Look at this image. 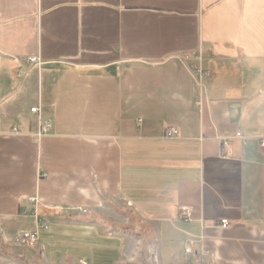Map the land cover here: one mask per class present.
<instances>
[{"label": "crops", "instance_id": "obj_1", "mask_svg": "<svg viewBox=\"0 0 264 264\" xmlns=\"http://www.w3.org/2000/svg\"><path fill=\"white\" fill-rule=\"evenodd\" d=\"M261 138L264 0H0L4 236L34 212L112 205L160 255L178 238L214 264H264Z\"/></svg>", "mask_w": 264, "mask_h": 264}, {"label": "rangeland", "instance_id": "obj_2", "mask_svg": "<svg viewBox=\"0 0 264 264\" xmlns=\"http://www.w3.org/2000/svg\"><path fill=\"white\" fill-rule=\"evenodd\" d=\"M194 59L201 64L202 53ZM35 139L39 138L35 135ZM107 209L105 215L91 211L86 215L76 214L69 219L57 212L52 214L56 218L50 222L49 219H38V222L35 212L31 213L34 223L26 220L22 225L9 229L6 236L0 232V247L7 248L3 250L8 253H0V264H214L210 258L203 257L200 249L195 246L192 247L193 254L178 255L183 247L178 238L172 244H163L165 252L160 255V244L150 227H144L135 214L128 215L127 208L120 209L110 205ZM95 215H101L107 224L101 225L88 219ZM84 227H87V232ZM35 230L37 240L34 246L19 243L21 233ZM84 237H89L90 241L86 244L84 242L81 247L80 239ZM100 240H103L102 245L96 244ZM115 240L118 245L113 244ZM167 246L177 251L172 255L175 258L166 254ZM118 248L120 253L117 254Z\"/></svg>", "mask_w": 264, "mask_h": 264}, {"label": "built area", "instance_id": "obj_3", "mask_svg": "<svg viewBox=\"0 0 264 264\" xmlns=\"http://www.w3.org/2000/svg\"><path fill=\"white\" fill-rule=\"evenodd\" d=\"M26 63H30V64L33 63V64L37 65V64H39V59L35 56H31V57L27 58ZM191 71H192L193 77L196 79V81H199V83H201V80L203 78L208 77L210 75V73L206 69H203L199 65L191 68ZM24 72H25V70H24L23 66H21L18 69V74H23ZM30 111L32 113L37 114L38 129H37L35 135H36V137L40 138L44 133L47 132L50 122L42 120L39 106L31 107ZM176 133H177V130L174 127H171L168 129V131L166 133V137H172V136L176 135ZM235 135L239 136V133H236ZM225 147H226V142H223V148H225ZM259 147L264 149V138H261L259 140ZM31 201H32V199H31ZM77 210L81 214H87L88 213V210L86 208L80 207ZM182 215L187 218L189 215L188 209H183ZM35 218L37 221H38V219L40 220L39 215L36 212H35ZM227 225H228L227 219H222L220 221L221 227H226ZM36 240H37V231L35 230V231H29V232L21 233L18 241L20 244L25 245V246H34V244L36 243ZM192 247H193V243L189 242L184 248V254L185 255L193 254Z\"/></svg>", "mask_w": 264, "mask_h": 264}, {"label": "trees", "instance_id": "obj_4", "mask_svg": "<svg viewBox=\"0 0 264 264\" xmlns=\"http://www.w3.org/2000/svg\"><path fill=\"white\" fill-rule=\"evenodd\" d=\"M132 213L133 212H131V211H128L127 212L128 215H131ZM88 219H92L93 221L98 222L101 225L107 224L106 223L107 222L106 219L103 218L101 215H95L93 218L89 217ZM143 226L144 227H147L145 224H143ZM121 228H129V227H121ZM130 229H133V227H131ZM0 248H1L0 249V253H4V254H7L8 255V253L6 252V250L5 251L3 250V249H7V248H5L4 246H1Z\"/></svg>", "mask_w": 264, "mask_h": 264}]
</instances>
